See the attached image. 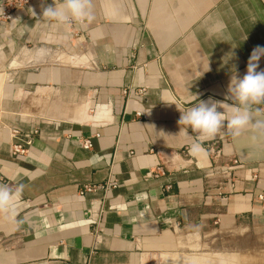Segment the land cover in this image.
Here are the masks:
<instances>
[{
    "label": "crops",
    "instance_id": "0c3cea01",
    "mask_svg": "<svg viewBox=\"0 0 264 264\" xmlns=\"http://www.w3.org/2000/svg\"><path fill=\"white\" fill-rule=\"evenodd\" d=\"M88 2L61 24L42 20L53 0H0V185L22 193L0 264H264V132L196 159L160 102L224 100L264 46V0Z\"/></svg>",
    "mask_w": 264,
    "mask_h": 264
},
{
    "label": "clouds",
    "instance_id": "9594fccd",
    "mask_svg": "<svg viewBox=\"0 0 264 264\" xmlns=\"http://www.w3.org/2000/svg\"><path fill=\"white\" fill-rule=\"evenodd\" d=\"M33 12V16H35ZM92 12L88 0H53V4L42 9V20L67 23L70 20H91ZM235 55L229 53L224 58L226 64ZM264 57V46L253 48L243 76L231 68V76L224 100L188 101L190 107L181 108L176 102L163 96L160 102L175 104L181 112L178 124L180 131L189 137V154L196 159L205 154L203 145L217 137L222 131L237 137L246 130L264 132V112L257 105H264V69H259V62ZM231 100L232 103L227 101ZM219 109V110H218ZM191 130V132H189ZM22 193L7 185H0V210L11 215L16 214L17 203Z\"/></svg>",
    "mask_w": 264,
    "mask_h": 264
},
{
    "label": "built area",
    "instance_id": "2783aa9c",
    "mask_svg": "<svg viewBox=\"0 0 264 264\" xmlns=\"http://www.w3.org/2000/svg\"><path fill=\"white\" fill-rule=\"evenodd\" d=\"M4 16H6L7 18H10V16L6 13H4ZM15 134H17V131H15ZM84 147L85 148H91L92 142L90 140H85ZM26 150L27 149L25 148V145L22 144V142H18L16 144H14V146H13L14 153L24 154L26 152Z\"/></svg>",
    "mask_w": 264,
    "mask_h": 264
},
{
    "label": "bare ground",
    "instance_id": "6f19581e",
    "mask_svg": "<svg viewBox=\"0 0 264 264\" xmlns=\"http://www.w3.org/2000/svg\"><path fill=\"white\" fill-rule=\"evenodd\" d=\"M220 254V253H219ZM231 255V254H230ZM218 256V255H217ZM225 256V255H224ZM224 256H221V258H222V260L223 261H225V260H227V258H225ZM175 257H177V256H175ZM228 257V259H229V256H227ZM235 257V256H234ZM204 258H205V256L202 258V257H200V258H195V257H189V258H186V257H184L183 258V260H182V262H183V264H200L201 263V260H204ZM208 258V257H207ZM214 258V257H213ZM220 258V257H219ZM239 258V257H238ZM168 259V258H167ZM172 259H174V257L172 258ZM176 259V258H175ZM178 260L180 259V258H177ZM176 259V260H177ZM231 259V258H230ZM248 259V258H247ZM171 260V259H170ZM193 260H195L194 261V263H193ZM212 260V259H211ZM221 260V261H222ZM174 262H176L175 260H173ZM173 261H171L172 263H173ZM230 261V260H229ZM168 262H169V260H168ZM168 262H166V263H168ZM182 262H180V264H182ZM179 263V262H178ZM223 263V262H222ZM170 264V263H169ZM175 264H177V263H175ZM228 264V263H227Z\"/></svg>",
    "mask_w": 264,
    "mask_h": 264
},
{
    "label": "rangeland",
    "instance_id": "374dc122",
    "mask_svg": "<svg viewBox=\"0 0 264 264\" xmlns=\"http://www.w3.org/2000/svg\"><path fill=\"white\" fill-rule=\"evenodd\" d=\"M202 253V252H201ZM205 256V258H204V260H201V263L200 264H206L207 262H208V258H209V256L208 255H203V254H201V255H199V257H197V258H200V257H204ZM221 256H224V255H221ZM221 256L220 255H215V257L214 258H212V264H220V262H221V264H223L222 262H223V260H222V258H221ZM208 257V258H207ZM220 257V258H219ZM225 258H227L228 259V257L227 256H224ZM230 258V257H229ZM222 260V261H221Z\"/></svg>",
    "mask_w": 264,
    "mask_h": 264
}]
</instances>
